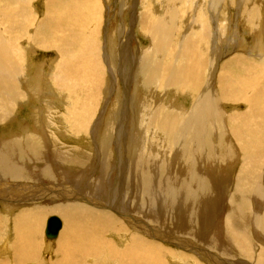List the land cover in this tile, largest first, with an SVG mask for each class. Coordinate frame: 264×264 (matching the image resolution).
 Returning a JSON list of instances; mask_svg holds the SVG:
<instances>
[{"label": "bare ground", "instance_id": "obj_1", "mask_svg": "<svg viewBox=\"0 0 264 264\" xmlns=\"http://www.w3.org/2000/svg\"><path fill=\"white\" fill-rule=\"evenodd\" d=\"M155 1L165 9L161 16L155 17L152 13ZM194 1L198 6V0H146L143 5L139 0L132 21L137 24L135 28L138 27L139 33L151 39V49H145L142 58V47L136 52L134 48L129 50L130 56L126 57L127 47L123 44L119 48L122 63L118 64L116 60L120 53L115 56L113 40L111 36L109 38L111 48L108 52L109 56L114 57L110 65L116 73L114 77L120 73L118 77H122L127 85L129 82L133 93L138 95L136 90L141 87L166 93L180 90L194 93L197 97H192L195 103L191 113H181L168 108L166 104L154 107L152 103L147 111L139 108L131 90L127 89L130 95L127 96L125 108L121 110L123 106H120V116L116 115V121L112 124L117 127L112 129L119 133L118 145L111 150V143L104 142L103 148L100 143L95 154L100 160L99 165L103 163L104 166L111 156L123 157L122 151L130 146L131 158H128L124 168L127 173L125 185L121 179L122 171L118 178L117 175L110 177L101 172L100 183H95L92 177L86 183L87 170L81 178L79 174L84 170H74L68 166L72 162L69 150L63 149L67 145L59 141L55 133L49 132L50 136L45 133L41 138L31 133L18 137L16 131L3 130L4 139L0 142V242L1 230L8 232V236L11 234L12 238L6 241L7 245L0 253L10 255L12 260L21 259V253L25 251L26 256L35 255L40 248L38 236L41 228L43 225L47 227L46 222L48 224L47 220L51 217H57L62 225L57 238L48 239L46 229L44 236L46 245H57L55 251L60 259L56 262L63 264H87L86 261L97 259L107 264H208L210 261L214 264H264V207L258 203V198L264 201V38H260L264 35V2L202 0V7H197L193 5ZM104 2L0 0L1 128L18 122L20 108L27 101L26 56L33 58L35 54L52 52L56 56L46 66L49 73L46 82L55 92L63 96L69 94L65 99L72 106L66 113L63 112L66 116L63 120L71 121V126L75 125L78 130L71 136L80 138L91 135L94 142L100 141L101 135L95 136V125L91 129L90 123L91 112L97 111L99 96L101 101V86L105 77L101 73L99 46L98 49L95 44L89 47L91 43L83 44L82 38L85 23L91 18L99 14L103 21L101 6ZM41 3L42 10H38L37 4ZM123 4L127 5V1L124 0ZM194 7L197 8L198 17L193 21V29L181 37L183 31L179 29V23L188 13L194 12ZM228 7L236 9L232 19ZM243 20L247 29L256 35L251 48L254 49L251 55L255 59L247 56L249 53H237V56L218 65L225 51L226 56L230 53L228 49L250 51V47L245 48L247 45L238 43V39L231 48L224 42L225 51L217 47L219 35L224 37L232 24L240 27ZM127 29L124 24L121 36L131 31L126 33ZM128 37L134 38L131 34ZM124 43L126 45V41ZM122 68L125 71L121 72ZM217 69L219 73L215 89L213 84H207L205 71L210 70L216 75ZM115 80L117 82V78ZM78 86L88 89L82 101ZM94 88H97L99 96L93 91ZM112 92L113 89L108 94ZM226 102L232 103V107L244 106L243 111L235 108L227 121L228 131L234 138V147L231 146L242 156L244 163L235 174L236 180L233 174L221 176L217 173L211 177L206 175L203 184V168L209 171L206 168L209 160H216L217 157L209 139L215 134L221 136L220 131L226 129L222 123V110L218 108ZM84 116L85 120L82 121ZM130 116L133 117L131 122ZM31 119L33 117L28 116L27 120ZM98 124L99 121L96 127ZM48 126L51 127V124ZM149 134L165 137L172 150V163L155 154L156 160L149 157ZM107 137L110 139L112 135L108 134ZM52 138L59 145L51 144ZM47 141L52 145L50 153H46ZM234 149L233 160L236 155ZM227 153L231 159L230 149ZM160 162H163L161 167L158 166ZM65 164L68 168H65ZM184 169L186 174L183 173ZM39 175L42 181L37 179ZM104 178L110 181L118 179L123 187L116 186L111 192H106L108 188L102 181ZM6 183L16 184L6 186ZM55 183L64 184V187L56 191L50 185ZM129 183L134 185L128 186ZM126 185L128 192L124 193ZM206 186L212 187L213 194L205 193ZM129 197H132L131 202ZM50 198L64 202H35ZM42 202L46 203L38 205ZM191 203L200 207L198 212L188 208ZM226 203L230 212L225 215L224 237L218 239L221 243L217 241L219 236L215 227ZM30 205L38 206L27 208ZM1 207L3 213L5 211L9 216L1 215ZM20 207L25 208L17 212L16 209ZM112 236L121 241V248L113 249L118 245L113 242ZM167 241L181 247L182 251L166 246L170 245ZM46 264H50V261Z\"/></svg>", "mask_w": 264, "mask_h": 264}, {"label": "rangeland", "instance_id": "obj_2", "mask_svg": "<svg viewBox=\"0 0 264 264\" xmlns=\"http://www.w3.org/2000/svg\"><path fill=\"white\" fill-rule=\"evenodd\" d=\"M123 1L124 0H105V2H104L105 4L103 3V5L101 6V13H102L103 21H102L99 14H97V16L95 18H91L87 24L85 23V28H84V32H83V38H82L83 44L91 43V45L89 47H93L95 44L96 48L98 49V46H99V59L101 62V73L103 74V78L105 77V82H103V84L101 86V91L103 89L101 101H100L99 94H97V91H98L97 88H94V90H93L99 96V103L97 104V111H96V113H95V111H92V112L90 111L92 113V121L90 123V127H91V129H93V126L95 125V129L93 130V132H94L95 136H97L98 134L101 135L100 141L94 142L93 137H91V135H86V136H83L80 138H75V137L71 136V135L77 133L78 130H76L75 125L71 126L72 125L71 121L63 120V117H66L64 115V113H66V111L68 109H71V106H72V103L67 102V100L65 99V97L67 98V96L69 94H67V95L65 94L63 96V95L59 94L58 92H55L54 89L52 88V86H49V84L46 82L48 79V74H49L46 71V66L48 67L47 64L50 61H53V59H55V56H56L55 53L51 52V53H45V54H41V55H40V53H39V55L35 54V57H33V58H31L30 56H26L27 57L26 67L28 68L27 78H26L27 80L25 82V89L28 92L27 93V99H26L27 101L24 102L25 104L23 103L22 104L23 106H21V108H20L21 116L19 117L18 122H15L13 125H11L8 128H5V127L1 128V126H0V142L4 139V138H2V134L6 131H14V132L16 131L18 134V137L19 136L24 137L25 134L31 133V134H34V136L37 138H41L42 135H44L45 133L48 134L49 136H50L49 132L55 133L56 136H59V137H57L59 139V141H61L65 145H67V146H63V149L69 150V156L71 157L72 162L68 166L74 170H80V171L84 170V171H81V174H79L81 178L86 174V170H87V174H86V178H85L86 183H88L90 180H92V178H94L95 183H97V184L100 183L101 182V172L107 176H110V177L117 175V178H118L119 174L122 171L121 179L124 180L123 184L125 185L126 180H127V175H126L127 173L124 171V168L128 164V158H131L130 146L127 148H124V150L122 151L123 157L113 158L111 156V158H109L106 161V164L104 166H103V163H101V165H99L100 160H98V157L95 154H97V152H98V150H96V148H97V145L100 143L102 145L101 148L104 147V142L111 143V145H110L111 150H115L116 149L115 145H118L119 133L112 129V127L115 126V125L112 126V124H113V121H116L115 116L119 115V109L121 108L120 106L121 105L123 106V108H121V110H123L125 108V104L127 102V96L130 95L128 93L130 91L127 92V89L131 90V93L133 95V99L137 100V103H138V106L140 109L142 108V109L149 111L150 110L149 109L150 103H152V106H154V107L161 105V104H166V106L168 108H171V109H174L177 111L179 110L181 113H183V112H184V114L189 113V112L191 113V110L193 109V106L195 103L192 100H193V98L194 99L197 98L196 94L194 95V93H190V92L186 93V92H182L180 90H178V91H175V90L167 91V93H166V92H162V91H159V90L153 89V88L148 89V90H144V89H141V87H138V89L136 90V92L138 93V95H137L136 93H133V87L130 88L129 82L127 85L126 81L122 80V77H121V79L119 78L121 76L120 73H118V75L116 77H114L116 75V73L113 71L112 67H110L111 60H113L114 57L111 55L109 56L110 52H108L109 49L111 48L110 39H109L110 36L112 37V40H113L115 56H116V53H117V55L120 53V55H118V58L116 60L118 64L122 63L121 50L119 52L120 45L124 44V46L127 47V49L125 50V56L126 57L130 56L129 50H132L133 48L135 49L134 52H136V49L139 50L141 47L143 48V51L141 53V58L144 55L145 49H147V50L151 49V42H150L151 39L146 38V35L139 33L138 27H137V29L135 28L136 27L135 25H137V24L136 23L134 24V21H132V16L134 14V11H136V8H135L136 5H139V0H126L127 5H124ZM145 2H146V0H141L142 5ZM262 2H264V0L259 1L260 4H262ZM198 4L199 5L197 6V2H195V1L193 3L194 6L202 7L201 6L202 0H200V1L198 0ZM41 5H42V3L37 4L38 10H42ZM248 6H249V4L247 3L246 7H248ZM152 9H153L152 13L155 17L161 16L162 14H164L162 12H164V10H165V9H162L161 5H159V3L156 1L154 2V4H152ZM196 9L197 8H195V10H192V11H194L193 12L194 14L191 12H190V14L188 13L187 16H185L183 18V21H181V23H179L180 27H181V28L179 27V29H181V31H183V32H181V37H184L185 34H187L188 32H190L193 29V25H194L193 21L198 17V13H197L198 11ZM227 11H228L230 19H232V17H234V15L236 13V9L228 7ZM188 17H189V19H188ZM124 24H125V27H128L126 33L130 30L131 31L128 32L127 34L121 36ZM245 24H246V22H244V20L241 21V23L239 25L240 27H237V25L235 26L234 24H232L231 28L226 32L224 37L222 35L221 36L219 35L220 40L217 42V47L220 46L225 51L226 45L224 44V42H227V44L229 45V48H231V46L233 45L234 42L237 43L236 39H238V43L245 44V45H247V47H245V48L250 47L249 49L252 50L251 48H253V43H254L253 38L256 35L252 31L247 29ZM196 29H198V28L196 27ZM129 34H131V36H133L134 38L133 39H132V37L129 38L128 37ZM132 34H134V35H132ZM237 34H238V36H235ZM107 35H109V37H107ZM261 37L264 38V35L263 36L261 35L260 38ZM127 38H129V39L126 40ZM130 40H131V43H130ZM124 41H126V45H125ZM215 43H216V41H215ZM228 52H230L231 54H228L226 56L225 53H227V51H225L223 58L221 59V61L218 65H222L227 59L229 60V58H231L233 55H235L237 53L239 55H242V54L247 55L248 52H251V51H244V52L238 51V50L234 51V49L232 48V49H228ZM103 53H104V55H102ZM49 54H50V56H49ZM125 56H124V58H125ZM250 57L255 59V57H253V56H250ZM51 58H53V59H51ZM106 60L108 61L109 66L107 65ZM44 62H46V65H44L45 64ZM34 63H35V65L33 67ZM39 64L42 65V67H40ZM209 68L212 69V66H210ZM122 70H124V69L122 68L121 72H122ZM217 70L218 71H217L216 75L212 74V72L210 70L208 72L205 71V76L208 78L207 84H213L215 86L214 87L215 89L217 87V84H216L218 82L217 75L219 73V69H217ZM45 71H46V73H45ZM114 73H115V75H114ZM116 78H117V82L115 80ZM40 79L42 82L40 81ZM111 79L115 80V81H112ZM113 82L116 83L115 86H113L114 85ZM78 87L81 91V101H82V98L88 93V89L86 88V86L85 87L78 86ZM112 89H113V92H112V94L109 95L108 93H110ZM109 90H110V92H109ZM190 94H192V95H190ZM28 98H29V100H28ZM58 99L60 101H58ZM119 100L121 101L122 104L120 103ZM231 104L232 103L227 104V102H226V104L223 103V105H220V107H218V108H220L219 110H222V111H220L221 114L223 113L222 114V117H223L222 123H223V125H225L226 129L220 131L221 136H219V134H215V136L210 135L211 137L208 136V138L210 137L209 143H211L213 145V148L215 149L214 154H216V155H214V156L215 157L217 156V157H216V160L214 158H213V160H209V163H208L209 165H207V167H206L209 169V171H211L210 169H212L213 171L209 172V171H206L205 168H203V170L201 172L203 175V178L201 179V183H203V184H204L205 178H207V176H209V177H211V175L216 176L217 173L221 176L222 175L228 176L230 174H233L232 177L234 176L235 180H236L237 176H235V174L238 173L237 171H239L241 169V167L244 163L242 160V156L238 153V151H236L234 148H232V146H233L232 143H234V141H233L234 138L230 135V133L228 131V127H227V121H228V118L230 117L231 112L234 111L235 108H237L238 111H243L244 106H238V107L233 106L232 107V106H230ZM152 106H151V109H152ZM181 109H183V110H181ZM28 116L33 117V119L27 120ZM132 119H133V117L130 116L129 122H131ZM81 120L84 121L85 116ZM97 121H99V124L96 127ZM49 124H51V127L48 126ZM52 124H54V127H56V128H54L52 126ZM44 126H45V128H44ZM34 127H36V129H33ZM127 127H128V125H127ZM41 128H43V130ZM116 128L117 127L115 126V129ZM4 129H5V131L3 132ZM45 129H46V132H43V131H45ZM47 129H50V131H48ZM34 130L36 132H38V134ZM80 131H83V130L80 129ZM40 133H42V134H40ZM62 134H63V136H62ZM108 134L112 135V137H110V139L107 137ZM148 137H149V145H150L149 146V148H150L149 157H151L153 160H156L155 156H153V154H155L160 158L163 157L162 159L164 161L169 160L168 163H170V162L172 163V161H173V159L171 158L172 150H171V147H170V144L168 143V141L167 142L165 141V139H164L165 137H162L160 135L156 136L155 134H149ZM226 138H227V140H226ZM51 140H52L51 144L53 142L55 145H59V144H57V142H55V139L52 138ZM61 142H60V144H61ZM47 143H48V141H47ZM51 144L48 143V145L46 146V153L51 152V149H52ZM204 145H205V143L203 142V147H204ZM111 146H112V148H111ZM229 149H230V154L232 157L231 159L228 158L227 151H229ZM233 149L236 151V153H235L236 155H235L234 160H233V158H234ZM216 151H218V152L216 153ZM128 155H129V157H127ZM73 157H75V158H73ZM193 159H194V157H193ZM83 163H85V164H83ZM92 164H94V165H92ZM75 165H79V166L76 167ZM162 165H163V162L158 163L159 167H161ZM42 166H44V165H42ZM68 166H66V164H65V168H68ZM63 168H64V164H63ZM228 168H230V169H228ZM185 169L188 170V167H186ZM185 169H184L185 172L183 171L184 174H186ZM165 176H166V174H165ZM262 176H263V172L261 173V180L263 181ZM37 179L39 181L43 180L41 178V175H39ZM107 179L108 180H106V178L102 179V181H105L106 187L108 188V190L106 192H111L113 189L116 188V186L119 188L123 187L122 183L118 179H117V181H116V179L115 180L113 179L111 181L109 178H107ZM106 181H108L107 182L108 184L106 183ZM18 182H20V181H18ZM59 183L58 184L57 183L50 184V185H53V187H55L53 189H55L56 191L57 190L60 191V189L64 187V184H62L63 186H61V184H59ZM216 183H218V181ZM7 184L8 183H6L5 185L7 186ZM15 184L11 183V184H8V186L9 185L14 186ZM18 184L21 185V183H18ZM38 185H39V183H38ZM55 185H57V186H55ZM127 185L131 186V185H134V183H129ZM127 185L124 187V190H123L124 193L128 189ZM209 186H211V185H209ZM110 187H112L111 190H109ZM208 188H209L208 186L205 187V193L213 194L212 192H214V191H212V187L209 188V191H208ZM261 188L263 189V186H261ZM131 192H132V190H130V193ZM162 195L163 194H161V196ZM52 200H53V202H51L49 204H54L56 202H59L62 204L64 202L62 199L57 201V199L54 200L52 198L45 199V200H37L35 202L52 201ZM97 200L98 199H96V201ZM106 200H108V198H106ZM258 200H259L258 203L259 204L261 203L260 205L262 207H264L263 199L258 198ZM129 201L130 202L132 201V197H129ZM43 203H46V202H42L38 205H43ZM23 204H26V203H23ZM38 205H30L27 208L36 207ZM23 208H25V207H20L16 210L18 212L20 209H23ZM188 208H191L193 210V212H195V213L198 212L200 209V207L196 206L195 203H191ZM228 211L230 212L229 205H228V203H226L224 211L222 210V214L218 219L219 223L215 227V230L217 231V236H219V238H217V241L221 242V243H223V242L219 241L218 239L222 240L224 237L223 230H224V223H225V215L227 214ZM263 211H261V213ZM177 212H179V211H177ZM175 213L176 212L174 211V215H175ZM1 215L3 217L9 216L7 213H5V211L3 213L2 207H1ZM46 225H47V222H46ZM217 228H218V230H217ZM44 229H46L45 225H43V227L40 230V234L38 236L39 237L38 241L40 242V248L37 250V253L35 255L26 256V254H25L26 251H25V253H21L22 254L21 259L14 258V260H12V259H10L11 258L10 255L0 253L1 264H46V262H48V261H50V264H63L61 262H56L58 259H60V256H58L57 252L55 251L57 245H55V246L54 245H51V246L46 245L47 239L44 236ZM158 229H159V227H158ZM159 230H161V228ZM162 231H164L163 233L167 234L165 232V230H162ZM10 235L8 236V232L1 230V242H0V250H2L1 252H3L4 246L7 245V244H5L6 241L11 240L12 237H10ZM112 240H114L113 242L118 245V246L113 247L114 250L116 248H121V241H118V239H115L113 236H112ZM156 240L157 239H155V241ZM167 243H169L170 245H166V246H171L174 248V250L182 251L181 247L173 245V243L168 242V241H167ZM262 246L264 248V244ZM218 250H219V246L217 247L216 252ZM233 253H235V252L233 251ZM222 258L224 259V250H223ZM3 259H5L4 262H3ZM9 259H10V261H9ZM244 260H246V259H244ZM86 263L87 264H107L106 262L101 261L99 259H97L96 261L89 260V261H86ZM202 263H204V261ZM212 263L213 262L210 261V263H208V264H212ZM108 264H110V263H108Z\"/></svg>", "mask_w": 264, "mask_h": 264}, {"label": "water", "instance_id": "obj_3", "mask_svg": "<svg viewBox=\"0 0 264 264\" xmlns=\"http://www.w3.org/2000/svg\"><path fill=\"white\" fill-rule=\"evenodd\" d=\"M61 221L57 217H51L48 220V224L46 227V237L48 239L57 238L59 230L61 229Z\"/></svg>", "mask_w": 264, "mask_h": 264}, {"label": "crops", "instance_id": "obj_4", "mask_svg": "<svg viewBox=\"0 0 264 264\" xmlns=\"http://www.w3.org/2000/svg\"><path fill=\"white\" fill-rule=\"evenodd\" d=\"M235 51H236V50H235ZM238 51H241V50H238ZM248 51H249V50H248ZM250 51L253 52L254 49H252V50H250ZM251 52H248L250 55L248 54L247 56H252V55H251ZM229 54H231V53H229ZM235 55H236V54H235ZM235 55H233L232 57H234ZM237 55H239V54H237ZM232 57H231V58H232ZM229 59H230V58H229Z\"/></svg>", "mask_w": 264, "mask_h": 264}]
</instances>
